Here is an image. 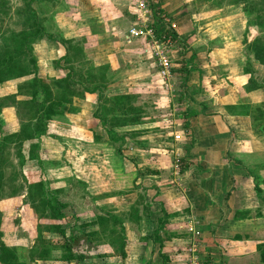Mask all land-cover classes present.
Returning <instances> with one entry per match:
<instances>
[{
    "label": "crops",
    "instance_id": "crops-1",
    "mask_svg": "<svg viewBox=\"0 0 264 264\" xmlns=\"http://www.w3.org/2000/svg\"><path fill=\"white\" fill-rule=\"evenodd\" d=\"M137 1L64 0L68 22L58 34L64 44L47 36L32 43L37 77L65 80L69 64L63 69L54 62L66 55L67 48L76 53L73 66L84 74L88 68L104 69V96L125 97L124 109L110 107L107 126L122 132L123 139H109L103 120L94 117L96 93L72 99L76 119L71 127L81 133L77 141L54 136L62 160L55 159L60 166L50 170L63 176L68 170L67 179L81 188L77 207L85 224L65 216L64 220L75 222L69 223L72 233L64 232L76 239L68 247L81 242L80 228H92L93 235L85 236L89 254L75 255L72 248L53 264H189L185 250L191 239L190 222L200 232L202 263L264 264V134L256 133L252 119L241 113V106L264 103V89L252 88L244 71V37L250 42L259 32L247 26L239 4L150 0L169 17L177 39L188 49V62L174 60L181 88L168 92L161 88L153 60L141 55L143 41L125 42L139 14ZM19 80L24 79L0 84V90ZM134 99L168 102L164 111L171 119L164 118L165 124L151 122L154 114L144 105L141 123L136 118L133 122ZM68 107L60 116L63 120ZM189 112L195 115L182 117ZM0 126L3 135L19 131L15 107L1 109ZM49 129L48 124L46 137ZM176 157L183 160L179 170L174 167ZM33 166L40 170L32 160L24 163L21 173ZM1 240L5 243V236ZM24 241L18 240L22 245Z\"/></svg>",
    "mask_w": 264,
    "mask_h": 264
},
{
    "label": "rangeland",
    "instance_id": "rangeland-1",
    "mask_svg": "<svg viewBox=\"0 0 264 264\" xmlns=\"http://www.w3.org/2000/svg\"><path fill=\"white\" fill-rule=\"evenodd\" d=\"M142 1L145 2V9L153 10L155 8L158 10V5L152 1ZM220 1L229 3L230 0H216L217 3H220ZM29 2L30 0H0V61L3 58V44L9 47V51L16 54L23 44V35L19 36V34L22 32L28 33L29 30L33 29V23L28 20L33 17V15H31V13L27 10ZM193 2H195V0ZM32 4L34 7L33 11L36 16L38 15V22L42 29L46 31V33L51 36L54 41L61 42L59 37L60 32L64 29V24L68 22V20L64 19V0H39L37 2L33 1ZM137 5L135 9L139 14H141ZM211 5L212 4L210 3L209 6ZM229 12H231V10ZM165 16L168 17L167 15ZM157 17H160V15ZM16 35H18V37H15ZM183 43L179 41L181 50H177V58L174 56V60L177 59L179 62H184L185 59L188 60V58H186L188 49L185 46L186 44L184 43V45ZM18 56L21 59L25 58L24 54H19ZM62 65L64 66L65 63H62ZM254 65L257 70L256 76L261 77L263 75V68L256 66V64ZM174 71L175 72L173 73L176 75H173L172 78V88L167 90L161 87L163 90L170 92L173 89L177 92L181 88V80L178 78L177 70ZM30 77L32 76L24 77L22 78L24 80H19L17 83L10 82L7 86L1 87L0 105L11 104L13 101L12 94L5 95L6 91H15V93L18 92L17 87L22 83L25 84L27 81H30ZM225 85H221L222 88ZM25 90L27 89L25 88ZM179 94L180 93L176 96L179 97ZM133 103L134 109L136 110L132 116V118H134L133 122L136 118L138 120L136 123H141L140 111L144 105H146L149 111L154 114V116L152 114L150 115L152 116L150 120L151 122L155 120L165 124L167 120H162L166 117L170 118V115L167 114L168 112L164 111L165 109H169L168 102L167 104H157L155 99H149L146 101L134 99ZM106 107H110V105L107 104ZM170 108L172 109V107ZM68 109L69 113L64 116V120L60 117H55L49 122L50 133H48V137H43V139L45 138L43 144L46 149L44 148L45 152L42 153L43 159L42 165L39 166L40 170L33 166L32 170H26V172H22V174V165L20 166L18 164L19 159L17 149L5 148L3 149L2 156L0 154L1 158L7 159L6 161H8L10 165L12 164V161L14 162V166H10L6 163V165L0 169L2 174V179L0 181V184L2 185L0 190V264H8L11 262H21L22 264H48L49 262H44L49 260H53L52 263H49L53 264L54 261L63 259L64 253L68 252V254H70L69 252H71L72 248V252L75 255H85L88 252H91L89 250L91 245L85 242V236L87 234H90L91 236L93 233L91 230L92 228L85 230L80 228L79 233H81V235L79 236L81 242L78 245L75 244L72 248L68 247L70 244L69 236L65 237L64 233L61 232V229H63V232L65 233H72L73 231L69 226V223L75 222L71 219L70 222L67 221L69 218L64 220L65 216H74L73 218H76L75 221L81 223L80 225L85 224V220H83L84 217L82 216L79 207H77L76 195L81 193V188L72 178L67 179L68 170H66V173L64 172V176L62 172L54 174L55 172H52L54 170H50L53 165L60 166V162H54L55 159L62 160L60 157L61 147L56 144L54 136L60 137L59 135H62L65 140L69 139L74 142L77 141L81 135L80 131L78 133L75 129H73V127H71V125L75 123L76 108L69 106ZM19 110L21 117L20 120H18L19 126L20 123L21 125H27L29 120L25 114L27 112L26 108L21 105ZM56 118L59 120L57 121ZM81 123L82 121L80 124ZM32 124L34 123L31 122L30 126ZM59 127L62 128L60 129ZM108 128L110 132L113 133V138L117 140L121 138L122 132H118L119 130H116L112 126H109ZM103 137L106 138L104 133ZM108 138L110 139L109 136ZM34 143H36L35 140ZM22 150L25 155L21 154V157H26V161L28 162L32 161V157L29 158L27 153L28 141H25ZM51 176L54 177L51 178ZM41 186L47 195L45 199H42V195L40 194ZM29 188L32 190L31 194L28 193ZM66 189H68V191ZM50 197H55L58 201L65 203L67 206L70 205L69 208L62 209L61 213L63 214V217L61 220H59L54 213L52 204L48 202ZM70 201H73L74 203ZM70 203H72V205ZM80 225L79 227H81ZM74 230L78 231L77 228ZM46 232H53L54 234L59 233L61 235L52 236L48 235ZM3 236H5V243L1 240ZM60 236H62V238ZM21 239H26V241H24L25 244L22 245L21 242H18V240Z\"/></svg>",
    "mask_w": 264,
    "mask_h": 264
},
{
    "label": "trees",
    "instance_id": "trees-1",
    "mask_svg": "<svg viewBox=\"0 0 264 264\" xmlns=\"http://www.w3.org/2000/svg\"><path fill=\"white\" fill-rule=\"evenodd\" d=\"M33 1L37 2L39 0H30L27 7L28 12L33 15L32 18L28 19L33 23V29L29 30L28 33L22 32L21 34H19V36L23 35V44L16 54L12 51H9V47L3 44V58L0 61V84L11 80L32 76L30 77V81H27V83L25 84L22 83L17 87L18 92L12 94L13 101L11 104L0 105V111L5 106L15 107L18 120H20L21 118L19 107L23 105L27 110L25 114L27 115L29 123L27 125H21L20 123L18 132L10 135H3L2 128L0 126L1 156L3 149L5 148L17 149L18 159L20 160H18V164L20 166L22 165L21 167H23L24 163L27 160L26 157H21V154L25 155L24 151L22 150L25 141H28L27 153L29 158L32 157L31 160H35L39 165H42V161L40 159L41 137L46 136L48 124L52 120V118L62 116L64 114L63 109L66 106H72V99L74 97L82 96L84 93H96L98 95L97 109L94 113V117L98 118L99 120H103L102 124L111 140L117 139L113 138V133H111L109 128L107 127L109 121L108 111L110 107H112L113 109L125 108V97H114L109 99L102 93L107 83L105 75L102 73L104 72V69L88 68L87 70H85L84 74L82 70H78L73 66V63L77 61L75 58L76 53L67 50V48L66 55L54 62L55 67H62L63 69L65 66H63L62 63L69 64V67H65V70L68 71L65 80L51 81L37 77V60L33 54L32 43L40 37L44 36H47L51 41L54 40L39 25L38 15L36 16L33 11ZM229 4L242 5V11L247 17V26L255 27L259 32V35L250 42H248L247 36L244 37L243 43L245 45V52L247 57L244 71L245 73L250 75L252 88L254 87L255 89L259 90L264 89V0H230ZM153 12L156 16L157 12H159V9L157 10L154 8ZM159 14H162L161 11L159 12ZM156 22L157 26L161 25L160 17H156ZM163 31L172 34L174 37L176 36L173 31L171 32L166 27H164ZM15 37H18V35H16ZM61 42L64 44L63 40H61ZM58 43L60 42L58 41ZM19 54H24L25 58L21 59L18 56ZM252 60L259 67L263 68V75L261 77L256 76L257 70L252 64ZM185 65L187 66V64ZM183 71H185V69H182L181 73ZM181 79L183 80V77ZM25 88L27 90H25ZM18 96L23 97L24 99L17 100ZM107 104H109L110 107H106ZM241 111L242 115L245 114V116H249L252 119V128L254 129V131L256 133L264 134V103L257 106H241ZM193 115H195L194 112H189L184 113L182 117L188 119ZM31 122H33L34 124L30 126ZM184 128H188V124L186 122L184 123ZM121 137L123 138L124 135H121ZM34 140L36 143H34ZM1 156L0 169L1 167L5 166L6 163L9 164L8 161H6L7 159H3L1 158ZM180 161L181 162L179 168H182L183 160L180 159ZM11 165L14 166L13 161ZM1 179L2 174L0 175V181ZM1 186L2 185L0 184V190ZM40 188L42 199H45V197H47L46 192L44 191L42 186ZM31 191V188H29L28 193L31 194ZM48 202L52 204L54 213L56 214L58 219L61 220L63 217V214L61 213L62 209L67 208V205L58 201L55 197H50ZM61 232L64 233L63 229H61ZM69 241L70 243H74L76 239L75 237H72L69 239ZM8 264L22 263L11 262ZM202 264H209V262L204 261Z\"/></svg>",
    "mask_w": 264,
    "mask_h": 264
},
{
    "label": "built area",
    "instance_id": "built-area-1",
    "mask_svg": "<svg viewBox=\"0 0 264 264\" xmlns=\"http://www.w3.org/2000/svg\"><path fill=\"white\" fill-rule=\"evenodd\" d=\"M145 2L138 1V14L135 23L131 26L128 34L125 36V42L132 44L134 40H142L144 45L141 48V55H147L153 60L157 69V77L164 89L172 88V78L175 70L174 53L181 50L179 40L168 32H164L163 27H166L171 32H174V25L170 19L164 14L157 12L154 15L153 10L145 9ZM160 15L161 25L157 26L156 17ZM161 26V27H160ZM175 141L180 140L179 135H175ZM180 158L174 160V167L179 170ZM195 223L190 222L188 231L191 234L188 247L185 252L188 257L189 264H202V258L199 254L200 232L196 230Z\"/></svg>",
    "mask_w": 264,
    "mask_h": 264
},
{
    "label": "bare ground",
    "instance_id": "bare-ground-1",
    "mask_svg": "<svg viewBox=\"0 0 264 264\" xmlns=\"http://www.w3.org/2000/svg\"><path fill=\"white\" fill-rule=\"evenodd\" d=\"M180 169V168H179Z\"/></svg>",
    "mask_w": 264,
    "mask_h": 264
}]
</instances>
